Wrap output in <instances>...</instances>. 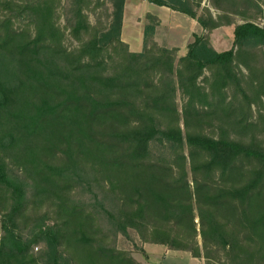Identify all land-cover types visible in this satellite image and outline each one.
Segmentation results:
<instances>
[{"label": "trees", "instance_id": "trees-1", "mask_svg": "<svg viewBox=\"0 0 264 264\" xmlns=\"http://www.w3.org/2000/svg\"><path fill=\"white\" fill-rule=\"evenodd\" d=\"M109 1L0 0V264H141L144 244L264 264L261 9L180 3L203 32L179 55L151 14L130 50Z\"/></svg>", "mask_w": 264, "mask_h": 264}, {"label": "crops", "instance_id": "crops-1", "mask_svg": "<svg viewBox=\"0 0 264 264\" xmlns=\"http://www.w3.org/2000/svg\"><path fill=\"white\" fill-rule=\"evenodd\" d=\"M163 4H157L150 0H124L123 7V24L121 28V39L128 44L130 49L132 47L143 48V37L145 26L149 24V19L146 18L147 14H151L158 19V24L154 28L153 39L160 46H165L168 48L176 47L178 48V54L183 55L186 50V46L193 39L194 34H200L203 32L202 27L198 24L195 18L190 17L188 14L177 10L175 7L180 3L191 2L194 3V7H198V0H162ZM233 0L232 6L236 8L234 13H230V16L234 18L236 24L245 22L246 20L240 16L239 11L242 7L246 5L252 7L249 11V15L255 14V8H260L262 13L257 14V19L254 20L255 23L259 21V18L264 17V0ZM209 6L212 11L213 16L220 14L221 11L218 8H212L208 0H201L200 7ZM199 13V9L197 11ZM235 23L229 25H223L215 28L209 35L210 42L213 48H222L226 44V40L230 41L233 39V31ZM132 51H141L136 49H131ZM227 50V49H226ZM217 51V50H216ZM224 51V50H218ZM161 246V247H160ZM150 248L147 250V248ZM154 248H164L170 253H182L189 256V254L181 251H171L166 249V247L158 244H144L143 249L146 252L147 260H143L144 264L151 263L150 251ZM165 257V261L168 260V256ZM187 260H196L197 264H202L200 259L187 257ZM162 257H160V260ZM162 259V260H163ZM171 259V258H170ZM161 260V261H162ZM171 262H178L179 264H187L188 261L183 262L180 259L170 260ZM141 264L143 262L140 261ZM190 264V263H189Z\"/></svg>", "mask_w": 264, "mask_h": 264}, {"label": "rangeland", "instance_id": "rangeland-1", "mask_svg": "<svg viewBox=\"0 0 264 264\" xmlns=\"http://www.w3.org/2000/svg\"><path fill=\"white\" fill-rule=\"evenodd\" d=\"M108 1L109 0H107V3L111 7L110 1L109 2ZM89 19H90L91 22H95V20H96L95 14L89 13ZM260 19H262V18H259V20ZM60 22H61V24H63V19H61ZM232 41H233V39L230 40V41L226 40V43H225L226 45L223 46L222 48H217L216 50L217 51L218 50H226V49L231 48ZM65 43H66V45L71 46V44L73 43V41L71 40V38L69 36H67L66 37V40H65ZM129 49H130V47H129ZM131 49L141 50V47H139V46L138 47H132ZM177 102L178 103L181 102V97H180L179 94L177 95ZM118 246L120 248H129V249H131L132 248V243L130 241L126 240L125 238L120 237L119 240H118ZM148 249H150V248L148 247L147 250ZM145 255H146V252H145ZM134 256H135V258L137 260L143 262V264H144V261L143 260H147L146 259L147 258V255L145 257L142 254H140L138 251H135L134 252ZM150 256L152 258L150 264H179V261L178 262H171L170 261V260H177V259H180L183 262L188 261L187 264H189V263L190 264H197L196 260H190V261L187 260L188 259L187 257H189V256H187L186 254H182V253H170V252H167L164 248H154V249H152L150 251ZM163 256H168L169 257L168 260L165 261V257L163 259ZM160 257H162V259H163V260L161 259L162 261L160 260ZM199 261H201V263H202V260H199Z\"/></svg>", "mask_w": 264, "mask_h": 264}, {"label": "built area", "instance_id": "built-area-1", "mask_svg": "<svg viewBox=\"0 0 264 264\" xmlns=\"http://www.w3.org/2000/svg\"><path fill=\"white\" fill-rule=\"evenodd\" d=\"M256 24L261 27H264V18L260 19Z\"/></svg>", "mask_w": 264, "mask_h": 264}]
</instances>
